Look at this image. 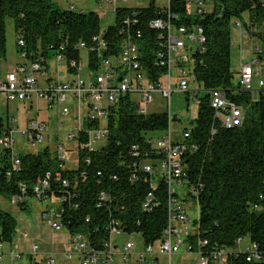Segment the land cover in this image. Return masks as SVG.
Wrapping results in <instances>:
<instances>
[{
	"label": "trees",
	"instance_id": "16d2710c",
	"mask_svg": "<svg viewBox=\"0 0 264 264\" xmlns=\"http://www.w3.org/2000/svg\"><path fill=\"white\" fill-rule=\"evenodd\" d=\"M156 1L150 0L141 9L115 10V25L103 31L110 56L120 55L125 38L130 35L138 43L147 78L157 83L167 72L156 65L166 57L165 48L156 45V39H164L165 33L152 30L150 22L164 19L176 26L203 29L205 44L190 53L194 82L207 91L227 92L229 98L246 109V119L243 126L232 130L217 126L213 134L209 94L199 96L202 102L196 107L195 118L184 128L191 131L187 143L197 150L182 157L188 185L193 186L191 202L199 209V218L193 225L199 239L208 242L202 247L206 250H236L243 240L256 246L259 261H248L246 252L233 253L229 264H264V90L255 101L248 93H231L236 86L231 64L233 22H239L264 44L263 0H214L204 15H198L187 0H169V10ZM71 7L62 9L53 0H0V59L6 55V20L12 19L18 41L25 42L21 49L17 41V51L26 53V65L39 64L47 73L58 55L78 61L75 45L90 41L101 26L97 14ZM127 18L138 20L129 34L123 33ZM254 28L259 29L258 34L252 31ZM185 96L189 109L192 98ZM9 124L10 120L0 122V135ZM108 126L106 145L88 154L89 163L81 160L76 170H63L59 182L52 180L58 162L49 148L18 155V170L13 168L12 149L1 148L0 196L7 200L23 196L25 201L18 206L26 208L28 200L35 197L38 180L49 177L46 198L61 200L60 222L67 233L86 235L91 247L99 250L114 222L122 233L140 234L144 245L159 243L167 225V190L161 180L152 190V178L143 171V158L154 156L152 146L168 130V114L151 112L144 116L128 95L118 108L110 110ZM133 146L140 150L138 157L130 153ZM151 191L154 202L149 210H144L143 203ZM101 193L107 196L103 202ZM18 225L13 215L0 213V241L13 243Z\"/></svg>",
	"mask_w": 264,
	"mask_h": 264
},
{
	"label": "built area",
	"instance_id": "2783aa9c",
	"mask_svg": "<svg viewBox=\"0 0 264 264\" xmlns=\"http://www.w3.org/2000/svg\"><path fill=\"white\" fill-rule=\"evenodd\" d=\"M99 2H102V0H98ZM214 2V0H187L188 6L192 7L198 15H204ZM169 3L168 0L165 7L167 10H169ZM71 9L73 10L74 7L72 6ZM136 24H138L137 19L127 18L123 22V33L127 32L129 34V29L134 28ZM235 25L241 30L243 37L246 36V33H251L245 31L239 22H236ZM150 28L165 33L164 39H156V45L165 48L166 57L159 59L156 65L167 69V72L159 78L157 83H153L147 78L146 65L141 59L138 43L130 35L125 38L120 55L112 58L107 41L104 38V32H99L90 41H81L75 45V50L79 52L78 61L65 57L63 54L58 55L53 60L56 69L51 70L49 66L47 73L43 72L40 65L35 63L30 64L31 70H29L28 65H26V53L19 52L25 63L18 65L6 75L5 79L0 82V92L5 93L7 103L21 102L29 104L30 109L36 106L37 113L40 111L39 104L45 101L50 106H53V104L61 106L64 117L72 114L74 118L71 122L72 132L68 134L64 141L63 139L58 140L56 145L58 149L56 148L57 156H55V159L58 162V167L55 173L52 174L54 175L52 180L55 179L57 182L61 180L63 170L70 171L69 167L67 168L70 150L67 144L72 142V145H79L83 140L79 149L80 155L76 161L77 165L72 168V170H76L81 160L89 163L88 154L96 150V144H101V147L97 150L106 145L109 137V113L112 108H118L123 98L129 95L137 104L138 112L145 116L151 113L149 107L155 103L154 95L159 94L162 100L165 101L169 127L161 137L156 138L154 141L152 146L154 156L147 155L143 158L145 163L143 171L152 178V190L156 189L159 180L165 183L167 190V225L163 232V240L157 244L144 245L143 250L132 253L134 245L128 243L123 252L125 261H131V264H160L159 260L163 257L167 259L168 264H172L173 258L181 255V250L186 245L188 253H198V264H229L230 255L244 252L249 254L248 261H259L260 257L257 255L256 246L249 243L245 249L241 248L244 240L238 242L236 250L233 248L206 250L202 247L208 245L207 241L190 238V236L192 237L191 232L196 231L197 228L189 229L188 209L184 204L187 203V199L192 201L191 194L194 195V192L193 186L188 185V173L182 162V157L185 154L195 152L197 148L195 145L187 143L191 132L189 128L184 129L179 138H176L173 134L171 123L179 121L172 113L173 94L179 92L184 95H191L194 93L192 99L195 107H198L202 102L199 98L200 95L209 94L210 108L213 112V134L217 132V126L227 130L243 126L246 119V109L242 105H237L224 90L213 89L207 91L194 82L189 67L191 63L190 53L206 42L201 27L188 29L185 26L173 25L170 20L157 19L150 22ZM252 31L259 33L257 28ZM18 46L23 49L25 42L19 40ZM251 49V61L239 70V82L231 93L235 95L248 93L255 101L258 94L264 90V54L260 48L254 49L251 47ZM83 53H85L86 59ZM60 63L67 65L66 73L59 72L57 67ZM84 66L87 69L85 73H83ZM174 73L177 75H174ZM63 75L65 80L61 79ZM173 78H178L175 89L172 86ZM255 79L257 80L256 87H254ZM37 118L27 120V127L20 133L27 140L23 151L28 150L30 145L34 147L45 140L47 124ZM60 127H64V124L60 123ZM15 132H17V119L13 118L8 126H4V131L0 135V147L2 149H12L13 151L12 146L16 142L13 136ZM34 152L37 153L38 151ZM83 153H87V155H83ZM130 153L134 157H138L140 150L137 146H133ZM13 156V168L18 170L20 159L14 153ZM62 184L64 186L68 185L67 181H62ZM48 188H50L49 177L38 180L33 191L34 199L41 201L54 198H46L45 190ZM23 192H25L24 189ZM106 198V194L101 193L100 200L103 202ZM54 199L59 206H50L45 209L42 212V219L48 221V226L52 232L59 233L65 230L60 222L62 202L56 198ZM24 201L25 198L19 196L12 200V205H18L19 202ZM153 202L154 192L151 191L143 203V209L149 210ZM121 234L123 233L118 229V223H111L107 234L108 239L104 241L102 248L98 250L91 247L86 235L80 233L71 235L68 233L67 241L63 243L62 255L67 262L74 264L108 263L112 261L117 248L114 239ZM39 251V246L37 244L33 245L31 256L36 258ZM4 255V244L1 242L0 262L3 260ZM9 255L13 262L20 259L17 243L13 242L11 244ZM45 262L55 264L54 253L49 254ZM31 264L39 263L33 262Z\"/></svg>",
	"mask_w": 264,
	"mask_h": 264
},
{
	"label": "rangeland",
	"instance_id": "374dc122",
	"mask_svg": "<svg viewBox=\"0 0 264 264\" xmlns=\"http://www.w3.org/2000/svg\"><path fill=\"white\" fill-rule=\"evenodd\" d=\"M55 4H57L62 9H69L71 6H74L77 11H82L85 13H95L99 16L100 19V32L108 29L111 26L115 25V10L117 8H131V9H141L145 8L149 5L150 0H102V2L98 3V0H53ZM156 3L160 7H166L168 4V0H157ZM233 22L232 25V39H231V64L232 70L234 72V82L237 84L239 82L238 72L242 66L250 63L252 57V49L260 48V50L264 54V44L263 42L256 38L251 37V33H246V36H242V32L238 29ZM17 41L18 35L15 31L14 21L12 19L6 20V55L5 58L0 59V82L3 81L6 75L16 68L18 65H21L24 62V59L20 56L17 51ZM84 58L85 53H83ZM85 64V60H84ZM29 70H31L30 64L28 65ZM51 70H55V61H52ZM59 72L66 73L67 65L65 63H60L57 67ZM87 72L86 66H84V72ZM174 75H177L174 73ZM62 80H65L64 75L61 77ZM264 79V74H263ZM178 78H173L172 86L175 89L177 86ZM256 79L254 82V87H256ZM42 83V80L40 81ZM194 93L191 94V98H194ZM155 103L153 106L149 107V112L154 113H162L166 111L165 101L162 100L159 94L154 95ZM194 100L192 99L190 102V107L186 106V96L182 93H174L172 97V113L174 117H177L179 121H173L171 123V129L173 134H175L176 138H179L182 135L184 128L189 127V124L194 120L196 115V107L194 105ZM40 111L36 112V106L33 109H30L29 104H24L21 102H10L6 103V96L4 92H0V122L7 123L8 120H12L13 118L17 119V132L14 133L15 144L12 146L13 153L15 156L20 155L25 152H33L43 150L46 146L50 149L53 154V157L57 156L56 148L58 149L57 142L60 139H66L68 134L72 132L71 122L74 119L72 114L67 117L62 115V107L58 104H53L50 106L48 102L42 101L39 104ZM38 114V115H37ZM34 117H38L37 119L41 122H45L47 124V129L45 131V140L44 142L36 144L34 147L32 145L29 146L28 150H24V146L27 144V140L22 133L23 130L27 127V120H32ZM36 119V118H35ZM60 123L64 124V127H60ZM83 140H81L82 143ZM81 143L79 145L73 144L72 142L67 144L69 147V157L67 162V168L72 170L77 165L76 161L79 158V149L81 147ZM101 147V144L98 143L95 145V149ZM0 147V152H1ZM73 150V154H72ZM56 152V153H55ZM185 207L188 209L189 216V229H194L193 221L199 218V209L196 205H194L190 200L187 199ZM50 206L58 207V202L52 198L47 200H36L29 199L27 202L26 209L22 210L18 205H12V199L7 200L4 197L0 196V213L8 212L10 215H13L19 224V229L21 227L26 226V228H32L31 232L35 233L33 237L35 240L34 244H37L41 249V244L39 243V238L41 237L43 241L49 240L51 241L52 237H56V239L67 238V231H62L59 233L50 231L51 228L48 226V221L42 219V212L45 208H49ZM1 233V229H0ZM30 233V231H28ZM61 235V236H59ZM192 237L190 238L198 239L197 230L191 232ZM194 236V237H193ZM18 237V236H16ZM1 243V241H0ZM114 243L117 244V248L115 250V254L113 255L112 261L108 263L102 264H131L132 262H126L123 256L124 248L128 243H132L134 245V250L132 253H137L140 250H143V240L140 234H126L123 233L119 236H116L114 239ZM5 255L0 264H23L24 261L16 260L12 261L9 253L11 249V244L3 243ZM32 245V244H31ZM249 245L248 240H244L241 245V248L245 249ZM33 246V245H32ZM31 246V247H32ZM54 252V260L55 264H74L69 263L65 259V257L61 254H58L55 250V246L52 247ZM238 248V247H237ZM63 249V248H62ZM34 257V256H32ZM198 253H188L187 245L182 248L181 255L175 256L173 258L172 264H198ZM41 259V257L39 258ZM160 264H168L166 258L161 257L159 260ZM43 264H47V262H43Z\"/></svg>",
	"mask_w": 264,
	"mask_h": 264
},
{
	"label": "crops",
	"instance_id": "0c3cea01",
	"mask_svg": "<svg viewBox=\"0 0 264 264\" xmlns=\"http://www.w3.org/2000/svg\"><path fill=\"white\" fill-rule=\"evenodd\" d=\"M24 209H26V208L24 207L22 210H24ZM31 230H32V228L27 229L26 226H23V227H21V229H19V225H18V228L16 230V236H18V237L15 236L14 242L19 245L20 259L22 261H24L23 264H31L33 262L43 264V262H45L47 256L49 254L54 253L53 248H52L54 246H55V250L58 254L63 253V249H62L63 243H65L67 241L68 237L67 238L65 237L63 239H58V238L56 239V237H52L51 241H49L48 239L43 241V239L40 237L39 243L41 244L40 245L41 249L39 247L40 251H39L38 256H36V258H33L31 256V246L35 245L32 242H34L37 239L30 237V236H35L34 235L35 233L31 232ZM28 231H30V233H28ZM50 231H52V230H50ZM59 236H61V235H59ZM67 236H68V233H67ZM10 251H11V249H10ZM40 257H41V259H39Z\"/></svg>",
	"mask_w": 264,
	"mask_h": 264
}]
</instances>
